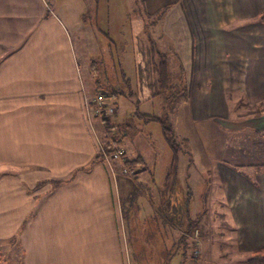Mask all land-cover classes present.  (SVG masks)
I'll list each match as a JSON object with an SVG mask.
<instances>
[{
    "label": "crops",
    "instance_id": "obj_1",
    "mask_svg": "<svg viewBox=\"0 0 264 264\" xmlns=\"http://www.w3.org/2000/svg\"><path fill=\"white\" fill-rule=\"evenodd\" d=\"M145 4L151 15L164 10L160 38L175 51L184 80L172 125L196 143L179 164L191 149L205 157L202 168L185 160L183 179L205 185L211 219L217 228L220 218L226 222L220 236L247 256L264 247V168L250 166L247 174L225 156L242 151L231 145L234 137L264 134V113L231 120L242 99L264 104V22L256 20L264 0ZM101 92L84 82L74 37L45 0H0V243L16 244L22 264H187L181 237L189 220L203 221L199 203L175 193L177 181L158 186L146 160L125 149L133 178L98 158L86 105L92 112ZM109 97L106 113L115 117ZM122 180L131 184L128 197L143 193L149 211L135 206L124 215L116 196Z\"/></svg>",
    "mask_w": 264,
    "mask_h": 264
},
{
    "label": "rangeland",
    "instance_id": "obj_2",
    "mask_svg": "<svg viewBox=\"0 0 264 264\" xmlns=\"http://www.w3.org/2000/svg\"><path fill=\"white\" fill-rule=\"evenodd\" d=\"M45 1L48 7L57 13L74 37L81 76L86 85L91 83L97 85L96 80H98L103 84L102 92L99 93L103 96H111L117 86L127 93V96L123 98L113 96L108 99L110 108L116 111L117 116L112 117L107 114L105 104L101 115L92 111L89 115L90 118L87 117L90 128H92L93 140L95 141L96 137L103 146L110 149L118 148L123 153H126L123 150L125 149L133 159L137 157L145 159L147 166L149 168L151 166V170L155 171L154 180L158 186H163L165 182H170L171 186L177 181V185H179L176 187L175 193H184L186 198L191 197L194 204L196 201L199 203L195 204V207L198 206L197 208L201 210L200 217H203L204 222L200 223L199 221L190 234L184 231L181 237L182 240L183 237L186 239V241L183 240V243H187V264H193L192 252L195 247L201 252L202 264H246V260L253 252L247 256L233 252V250L236 251L233 247L235 244L228 238L224 240L220 236L222 232H225L222 229L226 226V222L220 218L221 227L217 228L216 221L211 219L213 212L207 211L210 206L209 199L205 198V185L196 182L189 176V178L183 179L182 169L184 170L185 160H194L196 166L200 168L205 165V157L202 156L201 151L191 149L193 151L188 157L181 154L180 172L171 170L173 152L165 140L162 125L160 121L149 119V117H158L164 123L173 124V113L177 109L176 105L181 101L177 96L176 87H174L181 80L176 70L178 58H176L175 51L162 40L163 38H160L158 16L162 11L159 12L160 14H149L145 0H142L140 5L136 4L135 0ZM256 20L261 21V14ZM155 21H157L156 24H154ZM83 28L85 29L82 30ZM164 59L168 64L170 80V87L165 92L162 90L158 72ZM92 64L98 68L96 76L88 75V69L89 67L91 69ZM159 93L160 95H158ZM245 103L242 99L237 103L238 106L235 105L231 109L233 116L231 120L242 121L250 116L261 115L256 113L261 107L249 106ZM262 105L264 107V104ZM237 116L243 118L240 119ZM104 123H109L110 127H114L110 134H107L108 138L105 136L106 126ZM224 134L231 135L234 132L225 130ZM185 136L188 135L183 131L175 133L180 153L188 151L196 143V141L184 139ZM234 136L232 135L231 138ZM233 140V144L231 143L233 148L239 147L242 151L237 152L231 149L225 156L227 163L237 166L247 174L251 173L249 169L251 165L257 166L264 163V134L247 130L240 134L239 138L234 137ZM123 163L124 160L114 161L111 164L112 170L118 169V173L131 178L135 177L136 167L123 166ZM107 166L109 165L107 164ZM116 174L115 171L114 175L116 176ZM148 179L151 181L150 177ZM122 182L124 189L117 184L116 196L121 210H124V215L129 214L130 216L135 206L143 208L144 212L149 211L151 205L144 198L143 193L136 189L128 197L130 191L128 188L131 187V184L126 183L125 180ZM207 212H209L208 215ZM220 217L222 216L220 215ZM128 218H125L127 226L130 222ZM203 231L208 233L207 236L203 235ZM218 240H222L223 243L220 241L221 243L218 245L216 243ZM10 241L4 245L0 243L1 264H22L19 247L16 244H11ZM139 241H141L139 245H147L143 239Z\"/></svg>",
    "mask_w": 264,
    "mask_h": 264
},
{
    "label": "trees",
    "instance_id": "obj_3",
    "mask_svg": "<svg viewBox=\"0 0 264 264\" xmlns=\"http://www.w3.org/2000/svg\"><path fill=\"white\" fill-rule=\"evenodd\" d=\"M135 1H136V4H138V5H140L142 3V0H135ZM160 13H158V14H160L158 16V18L161 20L163 14H164V10H162V12H160ZM261 21H264V12L261 14ZM156 23H157V21L154 22V24H156ZM91 68H92L93 76H96L98 74V68L94 64H92ZM158 70H159L158 71L159 72V81L162 84L163 92H165V90H167L170 87L168 64H167L166 59H164L161 62ZM180 79H181L180 83L176 84L174 87H176L175 89L177 91V96H179V98H180L179 100H182V99L185 98L186 95H185L184 80L181 77H180ZM96 84H97V89H101L102 90L103 84L100 83L98 80H96ZM112 92L113 93L111 94V96H116L117 93L121 94L123 96H127L126 95L127 93L124 92L122 89H120L119 92H115V90H113ZM129 94H131V93L129 92ZM158 95H160V93ZM262 106L263 105L256 106V107H259V108L261 107L260 110H258L256 112L257 114L264 113V107H262ZM251 114H254V113H251ZM142 117H144V116H142ZM149 119H154V120L160 121V123L162 125L163 135L165 137V140H166L168 146L171 148V150L173 152V161H172V164H171V170H173V171L177 170V167L179 165L180 148H179V145L176 142L177 139L175 138V132H174V129H173V125L171 123L167 124V123L162 122L161 119L158 118V117H149ZM105 126H106L105 129L107 131V134H110V131L114 127L113 126L110 127L108 124H105ZM107 150L110 151V152H114V151H118L119 149L118 148L110 149V148L107 147ZM98 158L101 159L99 155H98ZM134 163H135L134 160H131V161L125 160L124 161V166L133 165ZM251 166H256V165H251ZM256 167H263L264 168V163L261 164V165H257ZM198 224H199V221L197 219L196 220H189L188 227L186 228L185 232L190 234L195 229V227ZM183 240L186 241V239L184 237H183ZM184 244H186L185 251L188 252L187 243H184ZM0 263H1V260H0ZM246 264H264V247L261 248L258 251L253 252L252 255L246 260Z\"/></svg>",
    "mask_w": 264,
    "mask_h": 264
},
{
    "label": "built area",
    "instance_id": "obj_4",
    "mask_svg": "<svg viewBox=\"0 0 264 264\" xmlns=\"http://www.w3.org/2000/svg\"><path fill=\"white\" fill-rule=\"evenodd\" d=\"M95 105H96V108L92 110L93 113H95L97 115H101L103 112V109L105 107V98H104L103 94L97 95V97L95 98ZM86 110H87V116L90 118L89 115H91V110L89 108V104L86 105ZM95 146L97 148V154H99V156L103 162H105L109 165L111 170H112L111 164L114 161H122V160L125 161L126 160L125 153H123L121 150L114 151V152L108 151L107 146H105V145L103 146L100 143V140L96 137H95ZM125 173H126V170H125ZM200 255H201L200 250L197 247H195V249L192 252L193 264H202L203 261L200 260Z\"/></svg>",
    "mask_w": 264,
    "mask_h": 264
}]
</instances>
